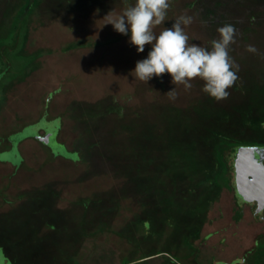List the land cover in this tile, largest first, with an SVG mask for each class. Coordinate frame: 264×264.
I'll list each match as a JSON object with an SVG mask.
<instances>
[{
  "label": "rangeland",
  "instance_id": "1",
  "mask_svg": "<svg viewBox=\"0 0 264 264\" xmlns=\"http://www.w3.org/2000/svg\"><path fill=\"white\" fill-rule=\"evenodd\" d=\"M25 2L0 0V148L6 139L15 143L34 135L71 161L39 156L12 177L0 168V218L20 203V195L34 199L0 219L5 224L0 230L6 232L0 240L12 235L18 243L16 249H4L7 257L0 247V264H10L9 255L13 264H164L167 258L181 264H264V227L238 222L228 193L207 183L208 159L190 140L192 127L175 134L176 142L167 140V130L179 132L186 121L200 122L196 108L221 117L230 112L235 121L248 124V138L264 137V129L246 120L251 108V118L260 114L264 119V8L230 14L211 7L216 0H171L167 20L154 31L188 15L190 42L209 46L219 27L234 25L230 55L239 65V79L224 100L205 94L199 79L188 91L177 86V98L170 100L165 94L175 85L169 74L147 83L131 75L151 45L138 53L130 34L105 24L110 12L119 15L135 0H38L13 39L11 24L26 9ZM257 2L242 0L238 6ZM249 45L255 53L247 51ZM44 105L47 112L37 124L11 132L17 114L23 121L19 125L25 124ZM56 113L62 115L61 140L76 152L57 140ZM37 127L43 131L37 133ZM179 143L181 149L174 150ZM0 157L20 161L14 146ZM192 187L195 193L188 192ZM174 193L179 206L171 213L184 215L189 206L196 214L183 218L176 231L167 222L150 226L143 212H154V200L164 202ZM50 200L54 206L48 208ZM27 203L37 210L30 212ZM56 212V219L45 215Z\"/></svg>",
  "mask_w": 264,
  "mask_h": 264
},
{
  "label": "clouds",
  "instance_id": "2",
  "mask_svg": "<svg viewBox=\"0 0 264 264\" xmlns=\"http://www.w3.org/2000/svg\"><path fill=\"white\" fill-rule=\"evenodd\" d=\"M170 7L171 0H135L121 14L110 12L106 16L105 24H111L122 35L130 34L129 43L138 53L151 45L147 58L136 62L131 75L147 83L153 77L169 74L175 85L165 94L170 100L177 98V86L182 85L188 91L196 79L203 82L202 91L209 97L217 101L227 99L228 89L239 79V65L230 55V45L235 43V26L219 27L218 38L212 39L209 46L190 42L185 27L193 21L188 15L178 16L171 28L155 32L167 20ZM247 51L255 53L256 49L249 45Z\"/></svg>",
  "mask_w": 264,
  "mask_h": 264
},
{
  "label": "trees",
  "instance_id": "3",
  "mask_svg": "<svg viewBox=\"0 0 264 264\" xmlns=\"http://www.w3.org/2000/svg\"><path fill=\"white\" fill-rule=\"evenodd\" d=\"M37 3H38V0H26V2H25L26 9L23 10L19 14V16L15 17V19H13L12 24H11V26H12L11 37L13 39H16L17 36L19 35L18 32H15V31H17L16 27L19 25V23H21V25L24 24V26L27 25L28 16H29V14H31L33 12ZM0 62H3V55L1 54V51H0ZM204 109L202 108V110L200 111L198 108H196V114L198 115L197 116L198 120L200 119L199 120L200 122H198V124L200 126H198V124L197 125L193 124V122L191 123L190 122L191 120L186 121L185 125H182L181 129H179L180 130L179 132H177V130H174L172 128L170 130H167L168 133L171 134V137L169 138V136H168L167 140H169L168 142H170V144H172L173 142H176L179 136L175 135V134H180L181 131L187 132V130L189 131V128L192 127L193 131L190 134L191 135L190 140L193 141V144H195V147H197V148L202 147L203 148L204 154L206 155V159H208V161H206V165L204 167L205 170H203V172H205L208 175V177H205V180L207 181L208 184H210V185L214 184L216 186V188L225 190L228 193L229 200H230L234 197V195H233L234 191L233 190L235 188V179L233 180V177L231 176V169L234 168L235 154L237 152L238 147L244 146L247 143H249V141L254 137V135H250L248 138V135H246V131L244 130V126H246L248 124L245 122L238 123V121H235V119H233L230 112L226 111V114H227L226 117L225 116L221 117V116L217 115L216 112L212 113V114H215V117L210 119L209 116H211L212 114L205 112ZM252 109H254V108H251L250 110L247 111L246 120L253 121L254 124H258L262 129H264V127L261 126V124L264 123V119H262L263 117L260 114H257V116L253 117V118L250 117L249 111L251 114ZM193 117H194V115H193ZM253 122H251V123H253ZM190 131H191V129H190ZM186 132H185V134H186ZM176 146H174L176 148V149L174 148V150L179 151L181 149L180 143L177 147ZM171 160H172L173 167H174V165L177 162H175L173 160V158ZM171 180H172V178H171ZM137 185H139V183H137ZM172 186L173 185H170V188H166L165 190H167V192H171L170 190L172 189ZM147 188H148V186H146L145 189H147ZM162 192L164 193L163 190H162ZM188 192L189 193H195L196 188L192 187L191 189H189ZM235 192H236V190H235ZM148 195L150 196V194H148ZM236 196H238L237 193H236ZM146 199H149V198H146ZM152 200H154V196H152ZM175 200H176L175 193H174V196H172V198L162 200L164 202L155 203L154 202L155 200H154L153 201L154 207L156 209H159V207H160V210H161L160 212L162 214H160L159 212H157V214H156L155 213L156 209L154 210V212H151L150 210H146L143 212L142 218H147V221L149 222L150 226L153 223L156 224L157 222L159 223L160 221L161 222H167L168 223L167 225H170L171 227L175 226L174 228L176 231L178 228L181 227L180 223L182 221H185V220H183V218L189 219L193 214H196V213L194 211L195 209L191 208L189 206H187V208L185 209V211L183 213L184 215L177 216L176 213H171V212H173V211H171V208L175 209L179 206L178 204L174 203ZM211 200L209 199V201H211ZM166 201H169V202H166ZM235 205L236 204L231 203V209L234 211L235 214H238L237 206H235ZM164 211H166V212H164ZM187 211L190 212L189 214H191V215H186L188 213ZM186 221H187V219H186ZM173 222H175L176 224L173 225ZM197 230L198 229L196 228V229H193L192 231L194 233H197ZM189 234H191V233H187L185 235L188 236ZM2 249L4 251V248H2ZM4 253L7 255V252L4 251ZM155 253H157V252H155ZM152 254H154V253H150L146 256H150ZM167 259L170 263L177 264V263L173 262L174 261L173 259H171V258H167ZM9 261L11 264H13L15 262L13 255H9Z\"/></svg>",
  "mask_w": 264,
  "mask_h": 264
},
{
  "label": "crops",
  "instance_id": "4",
  "mask_svg": "<svg viewBox=\"0 0 264 264\" xmlns=\"http://www.w3.org/2000/svg\"><path fill=\"white\" fill-rule=\"evenodd\" d=\"M241 1L242 0H218V1L216 0V2H213L211 7L223 8L224 10L220 11V12H222V13L226 12V13H230V14L231 13H241V14L258 13V12H261V10L264 8V0H257V1H260L259 3L257 2V5L245 4V5H242L240 7V6H238V2H241ZM200 4L206 5V4H204V1H202ZM254 9H256V10H254ZM246 10H248V11H246ZM211 12L215 13L216 11L213 9V10H211ZM45 102H47V100ZM46 112H47L46 105H44L43 107L40 108L39 112L35 116L33 115L31 118L26 119L25 124H21V125H19V123H22L23 121H21V119H20L21 116L17 114L18 119H17L16 125H13V124L11 126L9 125V128L12 127L11 132H17V131L20 132V131H22L23 127H25L24 125H28L31 123L37 124L40 121V119L44 116V113H46ZM52 115H54V117L59 118L60 128L57 132V140L60 143L64 144V146L68 150H71L68 147L67 143L65 141L61 140L62 115L59 113L52 114ZM48 117H49V114L47 115V118ZM6 127H8V126L6 125ZM6 127H4V128H6ZM42 131H43V129L41 127L40 128L37 127V133H40ZM2 142L4 145L2 146V148H0L1 149L0 152L8 151L9 149L13 148V146H14L15 151H16L18 157L20 158V161L16 162L11 157H9L8 159H5V160H3L0 157V168L6 169L8 171L9 177L10 176L12 177L13 175L15 176L19 173H22L23 172L22 169H27L29 167L31 168L33 165L32 164L33 159L34 158L36 159V157L38 158L39 156L40 157H46V158L60 159V160H64V161H71L69 158H66L64 155H60V154L55 155L54 152H52L51 147H49L47 144H45L43 142V140L41 138H39V136L27 135V136L22 137L21 139H19L15 143L12 140H8V139H6L5 141H2ZM71 151L76 152L75 150H71ZM25 172H29V169H28V171H25ZM21 189H22V187H21ZM20 196H21V197H19V200L21 199L20 203L18 205H14L15 207L12 208L13 211H11L9 213L14 212V210H16L19 207L20 208L24 207L23 204L26 202H22V201H24V200L27 201V199H29L27 197H23L22 195H20ZM31 200L33 202L34 199H31ZM30 201H27V202H30ZM27 204L29 205L28 210H30V212L37 210L36 207L33 206V203H32V205L29 203H27ZM45 205H48L49 206L48 208L54 206L52 200H50L48 203H45ZM22 209H24V208H22ZM9 213L4 214L0 219L6 217V215H9ZM56 214H57V212L51 213V214L49 213V214H45V215L47 218L49 217V220H50V218L53 219L55 216H57ZM52 215H54V217ZM55 219H56V217H55ZM0 225L4 226L5 224L2 225L0 222ZM1 226H0V229L2 228ZM3 231L0 230V232H1L0 235L6 234V232L2 233ZM5 237L6 238H4L3 240H0V247L4 248V249H8V248H15L16 249L17 244H18L17 241H15L16 236L5 235ZM153 253L155 254V252H153ZM213 257H215V256H213ZM164 264H173V263L166 261V263L164 262ZM177 264H181V263L177 262Z\"/></svg>",
  "mask_w": 264,
  "mask_h": 264
},
{
  "label": "water",
  "instance_id": "5",
  "mask_svg": "<svg viewBox=\"0 0 264 264\" xmlns=\"http://www.w3.org/2000/svg\"><path fill=\"white\" fill-rule=\"evenodd\" d=\"M263 157L264 147L240 146L234 159L236 193L244 201L256 200V213L261 211L264 203Z\"/></svg>",
  "mask_w": 264,
  "mask_h": 264
},
{
  "label": "flooded vegetation",
  "instance_id": "6",
  "mask_svg": "<svg viewBox=\"0 0 264 264\" xmlns=\"http://www.w3.org/2000/svg\"><path fill=\"white\" fill-rule=\"evenodd\" d=\"M256 137H258V138H256ZM244 146L264 147V137H259L257 135H254V137L249 141V143H247ZM255 157H258L257 154H255ZM261 162L264 165V157L262 158ZM252 168H253V166H252ZM234 174H235L234 168H232L231 169V176L233 177V180H234ZM233 191H234L233 192L234 197L232 199H230V201H231V203L236 204L235 206H237L238 215H239V216H237L238 217L237 221L238 222L245 221L246 224L249 226H251L253 224L254 225L261 224L264 227V203H263V207H262L261 211L256 213L255 212V209L257 207V201L256 200L244 201L241 199V197L236 196L235 188ZM222 250H223V247L220 248V251H222ZM5 256L7 257L6 254H5ZM215 259L216 258L213 257V260H215ZM9 263H10V261H9ZM228 263H230V262H228Z\"/></svg>",
  "mask_w": 264,
  "mask_h": 264
}]
</instances>
